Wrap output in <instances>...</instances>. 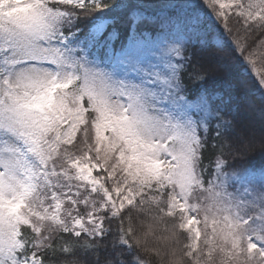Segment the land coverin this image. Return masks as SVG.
I'll use <instances>...</instances> for the list:
<instances>
[{
    "label": "snow or ice",
    "instance_id": "1",
    "mask_svg": "<svg viewBox=\"0 0 264 264\" xmlns=\"http://www.w3.org/2000/svg\"><path fill=\"white\" fill-rule=\"evenodd\" d=\"M261 69L264 0H0V264H264Z\"/></svg>",
    "mask_w": 264,
    "mask_h": 264
},
{
    "label": "trees",
    "instance_id": "2",
    "mask_svg": "<svg viewBox=\"0 0 264 264\" xmlns=\"http://www.w3.org/2000/svg\"><path fill=\"white\" fill-rule=\"evenodd\" d=\"M260 66L258 65V68ZM261 71H264V69H261ZM257 81H258V77H256L255 79H249L247 82V95L249 99L254 98L252 93L256 90L257 88Z\"/></svg>",
    "mask_w": 264,
    "mask_h": 264
}]
</instances>
